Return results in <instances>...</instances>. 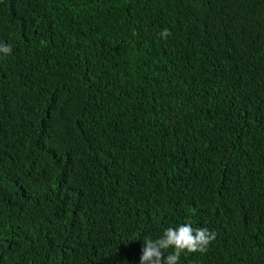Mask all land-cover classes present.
<instances>
[{"label":"trees","instance_id":"1","mask_svg":"<svg viewBox=\"0 0 264 264\" xmlns=\"http://www.w3.org/2000/svg\"><path fill=\"white\" fill-rule=\"evenodd\" d=\"M0 43V264H139L189 221L179 264H264V0H0Z\"/></svg>","mask_w":264,"mask_h":264},{"label":"clouds","instance_id":"2","mask_svg":"<svg viewBox=\"0 0 264 264\" xmlns=\"http://www.w3.org/2000/svg\"><path fill=\"white\" fill-rule=\"evenodd\" d=\"M170 35L167 28L160 32L162 38ZM11 53L10 44L0 43V54L7 56ZM215 239V231L207 227H193L191 221L175 228L169 227L156 239L144 238L139 264H179L182 254L206 252ZM170 248L173 251L169 253L167 250Z\"/></svg>","mask_w":264,"mask_h":264}]
</instances>
